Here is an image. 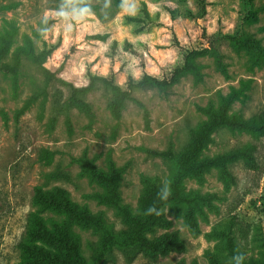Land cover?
<instances>
[{
  "label": "rangeland",
  "instance_id": "1",
  "mask_svg": "<svg viewBox=\"0 0 264 264\" xmlns=\"http://www.w3.org/2000/svg\"><path fill=\"white\" fill-rule=\"evenodd\" d=\"M61 7L69 13L67 19L57 14ZM81 8L89 12L73 18ZM249 8L245 0H0V41H10L0 62V264L22 263L16 245L37 208L31 202L37 185L44 190L64 188L78 206L101 213L115 229L124 228L113 209L95 198L104 193L102 185L82 174L72 157L85 153L103 171L124 166L121 195L136 209L142 177L155 176L162 183L171 169L148 150L169 145L180 150L190 129L206 120L202 108H217L230 94L235 97L229 115L246 120L264 109V61L255 62L225 40L216 42L225 72L213 56H200V80L187 74L167 96L156 88H137L133 96L143 106L127 101L119 120L111 115V95L100 84L85 95L93 119L76 107L63 108L68 88L59 80H47L43 67L77 87L87 84L90 73L112 77L125 89L130 78L137 81L144 73L167 76L188 50L207 47L209 39L246 32L264 45V0H252L257 20L251 24L244 20ZM42 28L48 32L42 34ZM27 40L36 52L52 48L42 65L22 58L16 73L3 70V64L14 63L13 51ZM239 147L250 149L257 170L237 160L228 166L232 178H221L213 168L201 181L185 179L186 190L215 195L213 207L197 216V233L164 207L171 225L151 237L175 231L186 246L183 252L151 259L137 249L113 247L98 264H210V254L228 264V237L245 259L259 258L264 251V136L221 126L202 156ZM51 173L56 177L48 179ZM41 215L48 225L61 219L50 210ZM72 228L80 236L84 256L94 262L100 256L99 236L76 224Z\"/></svg>",
  "mask_w": 264,
  "mask_h": 264
},
{
  "label": "trees",
  "instance_id": "2",
  "mask_svg": "<svg viewBox=\"0 0 264 264\" xmlns=\"http://www.w3.org/2000/svg\"><path fill=\"white\" fill-rule=\"evenodd\" d=\"M245 2L250 8L244 20L245 23L251 24L257 20V9L252 8V0H245ZM201 7L204 10L203 6ZM218 40H225L235 50L247 51L255 62L264 61V45L251 34L242 32L209 39L207 47L188 50L183 62L167 76L157 78L144 73L137 81L130 78L125 89L116 84L112 77L107 78L89 73L87 84L77 87L57 78L54 72L44 67L43 72L47 80H59L67 86L69 93L62 107L66 109L76 107L89 119H93L94 111L92 105L85 99V95L95 89L98 84L102 85L111 95L108 102L110 113L114 119L119 120L127 101H133L139 106H143L133 96V91L137 88H156L163 96H167L170 88L187 74H192L197 80H200L201 66L196 61L200 56H213L217 67L225 72L223 53L216 44ZM9 46V38H1L0 62L7 56ZM51 50L52 48L36 52L30 40H27L24 45L13 51L14 63L3 64L1 68L16 73L22 58L41 66ZM234 97V94H230L223 98L217 108L212 105L202 108L206 120L190 129L188 140L180 150L177 151L172 145H169L164 150L147 151L170 164L171 169L166 180L171 182L172 195L167 201H158L156 198V193L162 185L159 179L155 176L145 175L141 180L143 191L138 200V206L133 209L123 201L121 195L124 166L112 165L109 171H103L85 153L79 157H72V160L79 164L82 174L102 185L104 193L96 194L95 198L99 203L113 209L124 228L115 229L101 213L94 214L87 208L78 206L71 200L68 191L64 188L56 187L52 190H44L39 185L35 186L31 202L37 208L29 214L21 239L16 245L22 260L21 264H98L100 258L108 254L113 247L137 249L151 259H156L159 255L171 251L183 252L186 246L177 232L151 236L159 228H167L171 225V220L166 216L164 207H167L168 212L174 217H182L185 225L193 233L198 231L197 216L203 215L206 209L213 207L215 195L212 193L202 194L197 190H186L185 179L194 178L201 181L204 174L213 168L219 170L221 178H232L228 166L237 160H243L250 169L257 170L259 168L250 149L246 147H239L214 156H202L203 149L212 141V133L221 126L248 130L264 136V109L249 119H239L228 114ZM55 177L56 175L53 173L47 175L48 179ZM152 204L162 210L161 215H144L145 209ZM46 210L53 211L61 219L53 220L48 225L41 215ZM75 224L85 229H91L99 236L97 248L100 251V256L92 263L82 252L80 236L72 228ZM262 240L264 244V236ZM225 247L229 255L228 264H231V258L237 252L243 254L230 237L226 238ZM209 261L210 264H225L213 254L209 255ZM178 264H184V262L179 261ZM193 264L199 263L193 262ZM243 264H264V251L259 258L245 259Z\"/></svg>",
  "mask_w": 264,
  "mask_h": 264
},
{
  "label": "clouds",
  "instance_id": "3",
  "mask_svg": "<svg viewBox=\"0 0 264 264\" xmlns=\"http://www.w3.org/2000/svg\"><path fill=\"white\" fill-rule=\"evenodd\" d=\"M124 2L127 3V0H124ZM88 12H89L88 8H81L76 12V14L73 16V18L81 19ZM57 14L59 16L64 17L65 19H67L69 16V13L67 11H65V9L63 7L60 8V10L58 11ZM47 32H48L47 28L41 29L42 34H46ZM171 195H172L171 182L168 180H164L162 182V185L159 187V190L156 193V198L158 201H167ZM161 212H162L161 209H158L155 204H152L145 209L144 215H146V216H152V215L159 216V215H161ZM244 260H245L244 254L237 252L235 255L232 256L231 264H243Z\"/></svg>",
  "mask_w": 264,
  "mask_h": 264
}]
</instances>
